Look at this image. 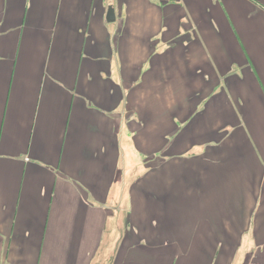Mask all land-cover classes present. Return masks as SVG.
<instances>
[{
	"label": "crops",
	"instance_id": "0c3cea01",
	"mask_svg": "<svg viewBox=\"0 0 264 264\" xmlns=\"http://www.w3.org/2000/svg\"><path fill=\"white\" fill-rule=\"evenodd\" d=\"M20 1L0 0V264H264V0ZM142 155L151 204L124 186Z\"/></svg>",
	"mask_w": 264,
	"mask_h": 264
},
{
	"label": "rangeland",
	"instance_id": "374dc122",
	"mask_svg": "<svg viewBox=\"0 0 264 264\" xmlns=\"http://www.w3.org/2000/svg\"><path fill=\"white\" fill-rule=\"evenodd\" d=\"M19 4H20V6H18L19 12H22L25 8L28 7L27 0H21ZM3 9L6 12V8H3ZM155 166H156V160L153 156L151 157V156L142 155L139 158V160L131 166L129 170L130 178L124 182V186H126L127 188H141L144 191H146L148 193L147 200H148V203L150 204H151V201H149L151 197L150 195L155 189V186H154L155 184V179H154L155 168L154 167ZM135 182L136 184L133 185V183ZM117 183H118V187L121 189L122 188L121 180H117ZM151 216H152V219L159 220L157 215L152 214ZM7 223H9V221H7L6 224ZM6 235L7 237H9L10 236L9 232ZM9 261L11 263L14 262L12 258H10Z\"/></svg>",
	"mask_w": 264,
	"mask_h": 264
},
{
	"label": "water",
	"instance_id": "95a60500",
	"mask_svg": "<svg viewBox=\"0 0 264 264\" xmlns=\"http://www.w3.org/2000/svg\"><path fill=\"white\" fill-rule=\"evenodd\" d=\"M107 21L109 23H112L115 21V10L112 7H110L108 10Z\"/></svg>",
	"mask_w": 264,
	"mask_h": 264
}]
</instances>
